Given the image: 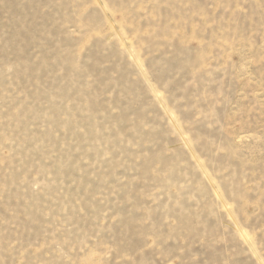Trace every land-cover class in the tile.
Instances as JSON below:
<instances>
[{"label":"rangeland","instance_id":"rangeland-1","mask_svg":"<svg viewBox=\"0 0 264 264\" xmlns=\"http://www.w3.org/2000/svg\"><path fill=\"white\" fill-rule=\"evenodd\" d=\"M0 264H264V0H0Z\"/></svg>","mask_w":264,"mask_h":264}]
</instances>
